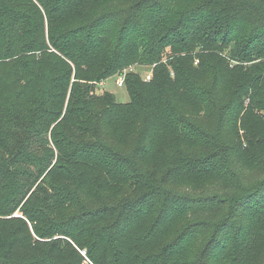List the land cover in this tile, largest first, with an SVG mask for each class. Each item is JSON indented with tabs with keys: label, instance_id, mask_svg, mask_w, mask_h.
<instances>
[{
	"label": "trees",
	"instance_id": "trees-1",
	"mask_svg": "<svg viewBox=\"0 0 264 264\" xmlns=\"http://www.w3.org/2000/svg\"><path fill=\"white\" fill-rule=\"evenodd\" d=\"M0 264H264V0H0Z\"/></svg>",
	"mask_w": 264,
	"mask_h": 264
},
{
	"label": "rangeland",
	"instance_id": "rangeland-1",
	"mask_svg": "<svg viewBox=\"0 0 264 264\" xmlns=\"http://www.w3.org/2000/svg\"><path fill=\"white\" fill-rule=\"evenodd\" d=\"M232 45H234V43H232ZM231 63L234 64L233 61ZM131 69L133 71H135L136 73L140 74L143 78H146L147 75L152 72V67L148 66V65H139L138 64V65L131 67ZM120 77H121V75H114V76L107 78L102 83H98L96 86L97 92H99V93L109 92V93L113 94L116 101H118L120 103L129 102L130 101V95H129V91H128L127 86L125 85V83H124V85H121V86L118 84V82L121 80ZM244 82H247V81L245 80ZM19 87H20V85L15 83L13 81V79L10 78V81H9L10 92L8 93L7 99L12 104V106H10L11 113H12L11 118H13L14 120L17 118L15 121L16 126L12 127L11 131L15 130L14 133H16V132L17 133L15 135L13 133L10 141L7 143L13 147H15L17 145L20 147H22V146L25 147L28 144H30V142H31L30 137L32 135H27V130L31 127V123H32V126L34 125V120H33L34 117H32V115L24 116L18 110V107L15 105L18 102L16 92L19 89ZM35 97L39 99V102L42 99L41 94H36L33 96V98H35ZM39 102L37 105H35L33 107L34 112H32V114H35V111L38 110ZM23 119H24V121H22ZM4 142H6V141H3V143ZM30 145L35 147V144L33 142H31ZM26 152H30L31 154L34 153L32 151H27V150H26ZM24 154H25V151H24Z\"/></svg>",
	"mask_w": 264,
	"mask_h": 264
},
{
	"label": "built area",
	"instance_id": "built-area-1",
	"mask_svg": "<svg viewBox=\"0 0 264 264\" xmlns=\"http://www.w3.org/2000/svg\"><path fill=\"white\" fill-rule=\"evenodd\" d=\"M151 77H152V72L149 73L145 79H146V80H150ZM120 78H121V80L118 82V84L121 86V85H124L125 77H124V76H121Z\"/></svg>",
	"mask_w": 264,
	"mask_h": 264
}]
</instances>
